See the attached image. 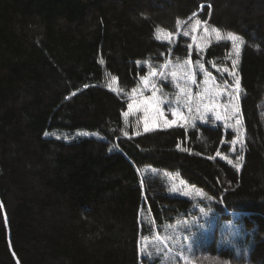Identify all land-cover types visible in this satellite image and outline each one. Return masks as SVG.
I'll return each mask as SVG.
<instances>
[{
    "label": "trees",
    "instance_id": "16d2710c",
    "mask_svg": "<svg viewBox=\"0 0 264 264\" xmlns=\"http://www.w3.org/2000/svg\"><path fill=\"white\" fill-rule=\"evenodd\" d=\"M215 2L0 0V264H140L138 244L147 233L140 211L162 226L193 207L147 181L145 203L138 174L144 167L177 174L215 201L222 220L239 213L252 232L248 249H221L212 241L191 262L264 264V0H224L240 18L227 17L224 6L217 11ZM202 5L201 21L243 40L239 171L217 158L229 154L233 139L221 127L122 139L126 103L103 85L108 73L120 90L135 87L147 73L142 64H159L170 50L155 30L175 33L177 20ZM187 44L180 38L174 56L186 58ZM230 48L213 44L205 60L221 65ZM45 132L96 133L104 141L65 142Z\"/></svg>",
    "mask_w": 264,
    "mask_h": 264
},
{
    "label": "rangeland",
    "instance_id": "374dc122",
    "mask_svg": "<svg viewBox=\"0 0 264 264\" xmlns=\"http://www.w3.org/2000/svg\"><path fill=\"white\" fill-rule=\"evenodd\" d=\"M215 1H216L215 9H217V11L221 9L222 6L225 5L224 0H215ZM149 3L156 9L159 10L164 9L161 6L155 5L152 1H150ZM166 3L169 4L168 0H166ZM170 4L171 6H173L172 3ZM233 6H234L233 4L228 3L226 7L225 6L223 7L224 10L226 8V12L228 10L226 15L227 17L232 18L236 16L237 13L232 11V9H236ZM175 10H176L175 12L179 13L181 11V7L176 6ZM236 17L238 18L239 16ZM193 19H199V17L195 16L194 18L192 17L191 19L183 21L181 24L180 32L175 33L176 38L171 44L167 40L159 41L167 44L170 47V50L168 51L167 55L163 58V62L159 64H156L153 61H147L143 63L142 66H145L147 68V71L149 66L154 68H159V66L163 64L165 60H171L173 63H175V62H182L184 59H189V58L192 59L193 61L202 59L205 68L209 72H211L213 76L216 77L217 81L222 82V78H221V74L217 72L215 67H213L214 64L217 67H226L230 71L233 70L232 59H235L236 57L234 53H232L231 56H229V53L231 52V48L226 56L228 58L226 59L225 57L221 65H217L216 63H212V62H207L205 60V52L209 46L217 43H229L231 45L230 41H220V42L212 41L208 45V47L204 49L203 53L197 54L193 50L191 53V57H189L188 45L192 43L191 36L185 37L182 35V32L183 30L188 28V26L192 23ZM237 28L241 31L246 30L244 26H237ZM160 34L162 35V33ZM222 34L226 35L227 33H222ZM156 35H157V29L155 30V36ZM179 38H184L189 42L187 44L188 54L186 58L175 57L173 54L172 49H174L175 46L177 45ZM252 38L254 39L255 37L252 36ZM239 61H240V57H239ZM239 61L235 67V72L237 74H238ZM197 79L202 80L203 79L202 75L198 74ZM223 79L227 80L229 84L232 83V78L229 77L227 73H224ZM158 83L161 84L165 94L168 95L169 98L174 99L176 90L174 85H172L170 79L168 82L158 81ZM103 85L108 91L113 93L117 98H122L123 101L126 102V111H127V103L129 102V96L131 95L132 88L129 89L128 91L120 90L118 87L117 80L115 83H113L112 76H110L108 73L104 74ZM138 85H140V78L138 79L137 85L135 87H137ZM113 88L116 89V91H113L112 90ZM144 95L148 96L150 95V93L145 92ZM239 97L241 99V90L239 92ZM168 118L171 119L170 114L168 115ZM138 119H139V115L133 114L128 118L126 123L123 117L124 125H123L122 139H131L156 131H165L170 129L181 128L179 126H173L172 128H167V129L157 127L153 131L145 133L143 130V123L142 121L138 123L137 122ZM241 120L245 134V127H244L242 114H241ZM203 125H209L212 127H221L224 130V132L227 133L230 132L233 135V138L235 137V133L232 131V129L225 128L222 121H215L210 116L206 122L196 121L195 127H190L185 130H193L198 126H203ZM125 133H127V135H125ZM46 137L52 139H57V137H60L57 140H63L65 142H72L79 139H89V138L104 141V139L96 133H88V136H83L80 135V132L74 134L53 132V133H49L48 136ZM229 145H230L229 154L227 156L222 155L227 159H221L220 156H217V158L225 161L226 163H228L227 162L228 160H231L233 163L236 162L237 164L241 162V166H242L243 161H240V155L244 156L245 135H244L243 150H241L239 144L233 146L231 142H229ZM113 149H116L115 144L112 145V150ZM164 172L165 171L163 170L154 169L152 167H144L139 170L138 174L143 188L144 202H145L144 182L147 181V183L149 184L155 183L160 186L163 185L166 192L171 197H178V198L190 200L193 203L192 205L193 207L191 212L187 216H183V215L178 216L172 223H167L162 226H157L154 223L148 211H146L145 209L144 210L142 209L140 211L139 223H141L142 226L143 224H145L147 227L146 228L147 233L146 234L142 233V236L140 237L138 244L140 264H194L193 262L190 261V259L194 256L195 252L198 249L207 246L212 241H215L217 246L221 249H231L235 252H240L243 249H248L251 246L252 232L244 230V227L240 221L239 213L231 212L230 220H222L221 215L216 213L212 208L215 202L213 199L209 198L204 192L200 191L199 189L188 185L186 182L184 183L183 181H181L179 184V180L181 178L177 174L169 173L170 175L177 177L176 180L169 181L168 178L163 175ZM173 183L174 185H172ZM4 219H5V215H4ZM143 261H145V263H143Z\"/></svg>",
    "mask_w": 264,
    "mask_h": 264
},
{
    "label": "snow or ice",
    "instance_id": "6c2138e0",
    "mask_svg": "<svg viewBox=\"0 0 264 264\" xmlns=\"http://www.w3.org/2000/svg\"><path fill=\"white\" fill-rule=\"evenodd\" d=\"M195 16L196 13H193V18ZM181 24L182 22L177 20V33L181 30ZM182 35L185 37L191 36L192 43L188 45L189 57H191L193 50L197 54L203 53L212 41H230L231 52L229 56L234 53L236 57L232 59L233 70L230 71L226 67H217L214 64L213 67L221 74V82L217 81L216 77L205 68L202 59L193 61L189 58L175 63L171 60H165L159 68L149 66L147 74L140 78V85L142 86L138 85L131 90L127 111L122 112L125 122L127 123L128 118L133 114H138L139 119L137 122L142 121L143 130L148 133L157 127L167 129L179 126L188 129L195 127L196 121L206 122L210 116L215 121H222L225 128L232 129L235 137L231 140V144L233 146L239 144L241 150H243L245 134L241 120L239 97L241 82L240 76L235 72L243 40L233 32H227L226 35L222 34L217 27L210 26L207 21H201L200 19H193L188 28L183 30ZM175 38L176 34L157 29L156 40H167L171 44ZM99 63L103 64L104 61L100 60ZM224 73L232 78L231 84L223 79ZM198 74L202 75V80L197 79ZM169 79L176 90L174 99L169 98L161 84L158 83V81L168 82ZM112 81L113 83L116 82L115 76L112 77ZM85 87H88V85H85ZM112 90L116 91L114 88ZM145 92H149L150 95L145 96ZM75 94V92L72 93L73 96ZM68 98L70 97H66V99ZM169 114L171 119L168 118ZM44 135L48 136V133L45 132ZM80 135L88 136V133L84 132ZM59 138L57 137V139ZM176 148L183 152L189 151L187 148H181L179 143H177ZM216 155L220 156L221 159H227L220 152H217ZM243 159L244 156L240 155V161H243ZM227 162L239 171L241 162L239 164L233 163L231 160ZM163 175L169 181L177 179L176 176L170 175L167 171ZM181 181L185 183L183 179H180L179 184ZM3 208L4 205L0 202V209ZM5 224H7L6 216Z\"/></svg>",
    "mask_w": 264,
    "mask_h": 264
}]
</instances>
